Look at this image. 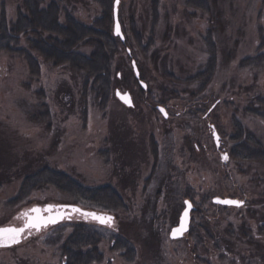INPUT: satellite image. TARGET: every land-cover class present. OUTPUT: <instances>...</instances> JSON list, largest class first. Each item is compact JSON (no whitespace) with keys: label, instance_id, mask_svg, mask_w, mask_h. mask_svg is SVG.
<instances>
[{"label":"rangeland","instance_id":"obj_1","mask_svg":"<svg viewBox=\"0 0 264 264\" xmlns=\"http://www.w3.org/2000/svg\"><path fill=\"white\" fill-rule=\"evenodd\" d=\"M54 1L85 24L101 14L96 0ZM152 1L121 0L119 21L145 90L153 100H162L166 119L139 98L136 87L134 92L120 88L131 93L132 108L113 97L101 111L91 99L83 103L81 77L66 66L54 67L39 59L40 77L34 79L23 57L0 51V226L22 225L23 214L33 205L77 204L48 186L8 205L24 177L8 178L17 169L9 164L48 165L85 187L109 185L121 195L127 210L77 204L114 215L111 226L90 222L103 236L98 246L105 256L101 264H264V161L231 159L227 140L235 117L264 146V119L244 112L248 102L264 98V67H239L241 59L259 53L264 35L262 2L220 0L222 25L213 37L216 70L207 90L197 94L188 79L208 58L207 17L189 16L193 10L183 0H157L154 16ZM19 10L23 11V0H0V17L12 22ZM132 26L140 34V45ZM78 49L90 52L87 46ZM115 61L124 71L130 68L124 50ZM42 104L48 112L45 118ZM213 130L227 159L215 149ZM187 192L198 208L192 216L193 233L184 240H171L169 232ZM224 195L245 196L247 203L236 208L211 203L214 196ZM82 220L75 214L59 231L25 232L20 244L0 249V264H61L58 246L71 225ZM112 234L130 241L134 261L110 250ZM55 239L58 243L52 242Z\"/></svg>","mask_w":264,"mask_h":264},{"label":"trees","instance_id":"obj_2","mask_svg":"<svg viewBox=\"0 0 264 264\" xmlns=\"http://www.w3.org/2000/svg\"><path fill=\"white\" fill-rule=\"evenodd\" d=\"M96 1L101 8V14L94 17L91 24H85L68 11H61L54 0H23V11L19 10L14 21H8L5 15L0 17V51L23 57L27 62L29 73L34 79L40 77L39 59L54 67L66 66L75 76L81 77L82 101L85 105L91 99L93 105L103 111L114 97L116 88H126L134 92L136 87L139 98L143 102H148L151 105V110L156 112V106H159L156 104L163 106L161 105L163 104L162 100H153L150 91L142 88L139 80L134 77L131 65L128 70L124 71L122 64L115 61L122 50L130 62L135 59L132 56L129 38L123 30L124 42L113 34V0ZM156 1H152L151 7L154 16L157 13ZM183 1L190 10H193V12H188L189 16L204 15L209 24L204 37L208 58L202 68L188 79L189 82L196 85L197 94L204 93L212 81L217 65L216 45L213 37L222 25L220 0ZM261 2L264 7V0ZM131 33L140 45V34L133 26ZM260 38L259 53L241 59L239 61L240 68L264 67V35L262 33ZM80 46H87L90 48V52L85 54L79 51ZM127 49L130 50V55L127 54ZM138 70L139 79L143 81L140 69L138 68ZM162 91L166 94L168 90L163 87ZM39 93L43 95L41 91ZM191 97L195 98L194 92L191 93ZM41 106L45 110L42 115L45 118L48 116V112L44 104ZM244 112L264 119V98L257 97L248 102ZM203 117H206V113ZM232 126L233 134L227 136V140L231 142L229 157L236 161L263 162L264 146L262 142L247 131L235 117L232 118ZM150 144L152 154L156 158V144L153 140ZM9 165H14L17 169L9 173L8 178L11 175L12 177H24L16 197L10 203L8 202V205L21 202L32 191L49 186L70 197L77 204L111 212L127 210L121 195L112 186L85 187L67 174L48 165L36 168L32 163L20 165L18 161L11 162ZM8 178L6 181H9ZM189 196L190 194L188 195L187 192L185 197ZM82 217V222L71 225L70 234L58 246L62 259L61 264H101L105 259L103 252L98 247L103 237L98 233L100 228L90 225L94 222L86 216L82 215ZM70 221L72 218L42 230L59 231L62 225ZM192 231L191 229L190 236ZM35 233L37 232L35 231ZM244 236H247L245 232ZM58 241L59 239H55L52 242L58 243ZM110 250L120 252L123 259L128 262L134 261V247L128 239L118 234H112Z\"/></svg>","mask_w":264,"mask_h":264},{"label":"water","instance_id":"obj_3","mask_svg":"<svg viewBox=\"0 0 264 264\" xmlns=\"http://www.w3.org/2000/svg\"><path fill=\"white\" fill-rule=\"evenodd\" d=\"M121 0H113V5H112V17H113V34L114 36L118 37L122 42L125 41L124 38V34L122 32V28H121V24L119 21V5H120ZM118 29V30H117ZM127 54L130 55V50L127 49ZM131 68H132V72L134 74V77L136 79L139 80V84L142 86L143 89L146 88V84L141 81L139 79L140 75H139V70L137 67V64L135 62V60H131L130 62ZM114 96L115 98L122 103L125 107L131 108L133 107L134 103H133V99L131 96V93L129 91H121L120 89H115L114 90ZM156 110H158L164 117H167V113L166 110L163 106H156ZM213 136H214V140L215 142H218V134L217 132L213 131ZM224 201H237L240 202L239 204H235V203H225ZM213 202L215 203H220L221 205L224 206H234V207H239L242 206L244 204L243 201H238L237 199H231V198H225V199H214ZM47 205H53V209L51 211H45L42 213V215H44L45 217L47 216H56L57 213H60L61 216L60 218L57 220L56 223L54 224H49L47 227L49 226H55L60 224L61 222H63L64 220H69L71 219V216L73 214H78V215H83L88 217L91 221L96 222L98 225L101 226H105V225H112L114 222V215L110 214V213H106V212H97L94 210H87L79 205H75V204H45V205H33L32 207H30L29 209H32L34 207H39L41 209L46 208ZM28 209V210H29ZM74 209H79L80 211H74ZM193 209V205L189 200H185L184 201V208L179 216L178 219V223L177 225H175L174 227H172L170 229L169 232V238L171 240H178L181 239L188 231H189V227H190V214L191 211ZM28 212V211H27ZM85 213H96L98 216H104V217H112L111 221L106 222V223H101L100 220L98 219H94L91 216L85 215ZM25 224V219L24 222L22 223V225L19 226H15V225H4V226H0V228H4V227H23ZM46 228V227H41L40 229H36V228H26L25 231L28 230H34V231H40L41 229ZM24 231V232H25ZM23 232V233H24ZM23 233L20 234L19 237H17V242H11L8 240H5L3 242H0V249L3 248H10L13 247L15 245H18L22 242L23 240Z\"/></svg>","mask_w":264,"mask_h":264},{"label":"snow or ice","instance_id":"obj_4","mask_svg":"<svg viewBox=\"0 0 264 264\" xmlns=\"http://www.w3.org/2000/svg\"><path fill=\"white\" fill-rule=\"evenodd\" d=\"M118 30V29H117ZM227 159V157H225ZM225 203H235L239 204L237 201H224ZM53 205H47L46 208L41 209L39 207H34L29 209L28 212L24 213L25 224L23 227H4L0 228V242L5 240L11 242H17V237L25 231L26 228H36L40 229L41 227H47L49 224H54L60 218L61 214L57 213L56 216H47L42 215L45 211H51ZM74 211H80L79 209H74ZM85 215L91 216L94 219L100 220L101 223H106L111 221L112 217L98 216L96 213H85Z\"/></svg>","mask_w":264,"mask_h":264},{"label":"flooded vegetation","instance_id":"obj_5","mask_svg":"<svg viewBox=\"0 0 264 264\" xmlns=\"http://www.w3.org/2000/svg\"><path fill=\"white\" fill-rule=\"evenodd\" d=\"M165 108V107H164ZM165 110H166V113H167V109L165 108ZM158 111V110H157ZM159 112V111H158ZM160 113V112H159ZM161 114V113H160ZM161 116L163 117V118H167L168 117V113H167V117H164L162 114H161ZM212 128V127H211ZM213 131H215V130H213ZM213 133V132H212ZM215 143V149H216V151L218 152V153H220V155H221V157H222V159H224V157H225V153H223L222 152V147H221V142L219 143V141L218 142H214ZM190 197V196H189ZM184 198L183 199V208H184V201L185 200H189L191 203H192V205H193V209H192V211H191V214H190V216H191V218H190V227H189V231L181 238V240H184V239H187L189 236H190V230H191V222H192V216H193V213L194 212H196L197 210H198V208H197V206H196V204L194 203V201L191 199V198ZM225 199V198H228V197H226L225 195L224 196H222V197H215L214 196V198L211 200V203L214 205V206H216V207H218V206H221V207H231V208H236V207H234V206H224V205H221L220 203H215V202H213V200L214 199ZM236 199L238 200V201H243L244 202V204L242 205V206H239V207H243V206H245L246 205V203H247V199H246V197L245 196H243V197H240V196H238V198L236 197ZM183 210V209H182ZM182 212V211H181ZM181 212H180V214H181ZM180 214H179V216H180ZM178 219H179V217H178ZM177 223H178V221H177ZM177 223L175 224V225H177ZM174 225V226H175ZM173 226V227H174ZM179 240V239H178Z\"/></svg>","mask_w":264,"mask_h":264}]
</instances>
